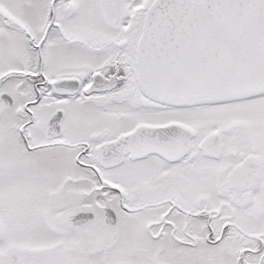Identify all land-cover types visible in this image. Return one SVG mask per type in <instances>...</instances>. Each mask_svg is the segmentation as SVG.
Here are the masks:
<instances>
[{
  "label": "snow or ice",
  "instance_id": "1",
  "mask_svg": "<svg viewBox=\"0 0 264 264\" xmlns=\"http://www.w3.org/2000/svg\"><path fill=\"white\" fill-rule=\"evenodd\" d=\"M0 264H264V0H0Z\"/></svg>",
  "mask_w": 264,
  "mask_h": 264
}]
</instances>
